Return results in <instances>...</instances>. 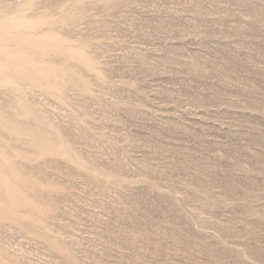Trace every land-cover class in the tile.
I'll return each mask as SVG.
<instances>
[{
	"label": "rangeland",
	"instance_id": "rangeland-1",
	"mask_svg": "<svg viewBox=\"0 0 264 264\" xmlns=\"http://www.w3.org/2000/svg\"><path fill=\"white\" fill-rule=\"evenodd\" d=\"M0 264H264V0H0Z\"/></svg>",
	"mask_w": 264,
	"mask_h": 264
}]
</instances>
